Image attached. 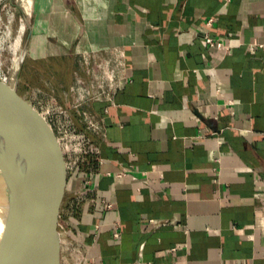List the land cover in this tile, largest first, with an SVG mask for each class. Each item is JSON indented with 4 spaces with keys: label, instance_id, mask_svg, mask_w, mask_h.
<instances>
[{
    "label": "crops",
    "instance_id": "crops-1",
    "mask_svg": "<svg viewBox=\"0 0 264 264\" xmlns=\"http://www.w3.org/2000/svg\"><path fill=\"white\" fill-rule=\"evenodd\" d=\"M29 2L30 74L124 63L88 107L99 153L65 185L78 264H264V0Z\"/></svg>",
    "mask_w": 264,
    "mask_h": 264
},
{
    "label": "rangeland",
    "instance_id": "rangeland-1",
    "mask_svg": "<svg viewBox=\"0 0 264 264\" xmlns=\"http://www.w3.org/2000/svg\"><path fill=\"white\" fill-rule=\"evenodd\" d=\"M25 6L28 4L24 0H2L0 3V73L8 77L11 89L19 77L17 102L23 117L22 126L43 170L49 199L58 219L61 234L60 263L78 264L81 251L68 233L67 217L71 208L65 185L80 169L85 170L93 164L96 155L93 150L97 146L99 133L98 129L91 127L90 119L79 117L76 109H71L73 95L67 98L58 96L56 100L55 68L61 64L60 59L53 57L32 61L34 72H27L30 57L28 50L22 62L29 31ZM30 84H33L32 88ZM40 88L51 92L52 97L45 99L38 96L34 99L35 94L30 90ZM60 104L67 108V116L57 112L56 106ZM30 110L32 114L38 115L36 125H32L30 118L24 114ZM47 134L51 135L53 141H46L44 135Z\"/></svg>",
    "mask_w": 264,
    "mask_h": 264
},
{
    "label": "water",
    "instance_id": "water-1",
    "mask_svg": "<svg viewBox=\"0 0 264 264\" xmlns=\"http://www.w3.org/2000/svg\"><path fill=\"white\" fill-rule=\"evenodd\" d=\"M26 52L24 46L22 62ZM18 83L19 77L11 89L0 76V241L7 264H61L58 219L43 170L23 130ZM31 112L24 114L36 125L38 115ZM44 137L53 141L51 135Z\"/></svg>",
    "mask_w": 264,
    "mask_h": 264
},
{
    "label": "built area",
    "instance_id": "built-area-1",
    "mask_svg": "<svg viewBox=\"0 0 264 264\" xmlns=\"http://www.w3.org/2000/svg\"><path fill=\"white\" fill-rule=\"evenodd\" d=\"M213 22L214 19H209L207 20L206 25L212 26ZM203 40L204 43L210 47H216L225 50L228 49L227 45L222 39L215 38L208 32L204 34ZM64 60H72V72H70L71 74L68 75V77L70 80L73 77V80L70 82L69 86L67 85V87H59L61 86V81L59 82V80L61 76L64 75L62 71H59L63 63L59 64V66L55 68V74L57 75L55 87L56 100H58V96H60L59 98L63 96L64 98H67L68 95H73V104L71 109H76L79 117L90 119L91 127L94 130L98 129L99 133L102 126V120L96 113L88 110V107L94 102L113 101L118 78L121 74H123L121 71L124 63L121 61H107L103 64L96 61L91 55H82L80 57L67 56V58ZM57 69L59 70L57 71ZM0 76L6 82L8 81V77L1 75V73ZM51 91L54 92L53 90ZM30 92L35 94L33 97L34 99H37L38 96L45 99H50L52 97L51 92H45V90H42L41 88L37 90H30ZM56 110L58 113L67 116V108L63 107L62 104L59 106L57 105ZM46 114L48 115L49 111H47ZM93 152L95 154L99 153L98 145L95 147ZM122 174L126 175L127 172L123 171ZM109 206L111 207V204H109Z\"/></svg>",
    "mask_w": 264,
    "mask_h": 264
},
{
    "label": "bare ground",
    "instance_id": "bare-ground-1",
    "mask_svg": "<svg viewBox=\"0 0 264 264\" xmlns=\"http://www.w3.org/2000/svg\"><path fill=\"white\" fill-rule=\"evenodd\" d=\"M30 0H24V2H26V4L29 5ZM2 228V223H0V231ZM0 264H7V257H6V253H5V249L0 241Z\"/></svg>",
    "mask_w": 264,
    "mask_h": 264
},
{
    "label": "trees",
    "instance_id": "trees-1",
    "mask_svg": "<svg viewBox=\"0 0 264 264\" xmlns=\"http://www.w3.org/2000/svg\"><path fill=\"white\" fill-rule=\"evenodd\" d=\"M72 64H73L72 60H64L63 61L65 73H67L68 75H70V70H71ZM29 87H33V84H30Z\"/></svg>",
    "mask_w": 264,
    "mask_h": 264
}]
</instances>
